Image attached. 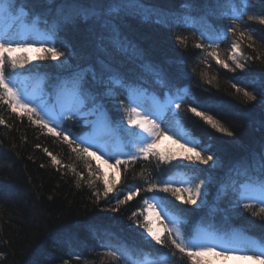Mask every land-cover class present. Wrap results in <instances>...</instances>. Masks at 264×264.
Returning <instances> with one entry per match:
<instances>
[{"label": "trees", "instance_id": "16d2710c", "mask_svg": "<svg viewBox=\"0 0 264 264\" xmlns=\"http://www.w3.org/2000/svg\"><path fill=\"white\" fill-rule=\"evenodd\" d=\"M110 2L19 0L18 8L31 13L28 22L43 32H52L53 25L59 24L55 45L63 52V64L37 61L33 64L41 67L26 65L16 71L38 74L52 83L89 69L84 88L87 108L97 102L94 92L106 86H113L119 101L125 103L130 91L170 103L183 126L217 157L219 166L168 163L151 154L147 159L123 160L126 163L119 165L120 181L105 197V174L94 157L78 156L72 151L75 145L70 147L61 135L34 125L6 105L0 106V119L5 121L0 125V264H134L132 259L139 257L191 264L170 243L159 245L147 239L139 225L145 199H156L181 216L188 238L205 229L264 239L262 206L239 201L241 186L264 175V25L245 15L237 22L235 34L227 31L230 19L221 15L227 11L225 0H139L143 9L136 7V0H129L133 14H113L116 18L107 15ZM253 3L256 7L249 14L264 15V5L258 0ZM74 5L95 9L111 23L102 27L95 17L62 23L64 16L75 14ZM20 15L18 11L16 17ZM157 19L162 23H156ZM113 27L119 33V43L113 42ZM241 31L245 32L243 38L239 37ZM178 36L186 42L180 43ZM233 42L240 46L242 55L237 60L244 64L243 69L236 68L229 58ZM197 44L202 46L197 48ZM209 52L217 53L229 68L218 64ZM233 84L257 99L248 100ZM103 107L116 129L115 140L130 139L124 131L129 127L121 124L127 116L123 105L108 101ZM193 107L232 135L217 131L192 112ZM65 126L68 132L59 133L72 137L93 131V126L82 119H68ZM45 148L61 165L51 163ZM183 171L195 172L200 179L218 175L226 188L219 191L212 187L203 207L185 204L170 192L159 190L162 182H171ZM151 184L157 188L149 191ZM137 188L139 192H135ZM129 191L135 192L132 199L117 205V199L123 200ZM243 203H252L253 208L245 210ZM110 244L125 248L127 254L115 251L116 257L108 256L109 250L114 251Z\"/></svg>", "mask_w": 264, "mask_h": 264}, {"label": "snow or ice", "instance_id": "6c2138e0", "mask_svg": "<svg viewBox=\"0 0 264 264\" xmlns=\"http://www.w3.org/2000/svg\"><path fill=\"white\" fill-rule=\"evenodd\" d=\"M129 0H111L107 8V15L113 18V14L118 16L120 13L133 14V11L128 8ZM260 5H264V0H258ZM19 0H0V16L3 17H13L16 16L17 12L21 13L17 17L20 24L28 23V17L31 13L24 8H18ZM225 5L227 11L221 13L222 16L230 19L231 26L228 27L227 31L236 33L237 22L240 21L245 15L248 16L250 21H258L260 24L264 25V15L249 14V10L256 7L253 0H225ZM136 7L141 9L144 5L140 4L139 0H136ZM74 15H67L63 17L62 23H74L77 18H83L85 21L95 17L98 22L101 23L102 27H108L111 23L108 20H103L101 14L95 9L83 8L80 6H73ZM144 20L150 19V16H142ZM156 23H162L161 20L157 19ZM59 24L53 25V31L49 33L41 32L36 27H20L14 25L12 28L8 29L6 32L0 30V106L6 105L13 113H17L20 116H27L29 121L34 125H39L43 129H47L49 133L54 135H61L65 143L72 147V151L77 153L78 156H88L95 157L96 152L90 151L93 145L89 144L86 139L74 137L69 139V134H63L57 132L55 125L50 126L48 116V110L46 105L41 104L37 106L34 102L33 93L30 92L29 88L21 84L16 79V70L24 69L26 65H33V68H39L42 65L33 64V61H57L59 64H63L60 60L63 56V52L59 51L55 45V36ZM113 42L119 43V33L113 27ZM245 32L241 31L239 37L243 38ZM249 40L252 39L251 35L247 37ZM180 43H185L186 38L177 37ZM216 42L213 41V44ZM39 45V46H37ZM202 45L197 44L196 47L200 48ZM212 45H209L211 47ZM248 47H252L251 44ZM232 55L229 57L233 63H235L236 68L243 69L244 64L237 60V54L240 53V46L238 43L233 42L231 45ZM34 53V54H33ZM208 55L216 58L218 64H222L224 68H229L228 63L222 61L218 58L217 53L209 52ZM31 71V69H29ZM90 71L85 69L81 72L75 73L71 79L65 80L58 89L57 100L63 112L68 113L69 119L72 118L84 105L85 93L84 88L88 81L85 79V74ZM93 81H95V74L92 76ZM119 83V81H117ZM238 92L243 91L245 97L248 100H256L257 97L252 93L245 91L241 88H237L236 84H233ZM261 102L264 103V89L261 92ZM139 105L135 103L134 95L129 92V107L126 109L128 113L127 123L129 128H125L124 131L127 133L130 141L135 145L136 152L129 153L128 159L135 161L141 155L144 159H147L149 155H158L155 152L156 148V138L159 134L160 128L155 120L150 119L151 113L147 111H140ZM177 108L180 107L179 104L176 105ZM197 116L202 117L207 123H209L217 131L224 132L231 136L232 133L228 129L222 127L216 120L211 116L205 115L203 112L197 111L195 107L191 109ZM0 125H5V121L0 119ZM103 127H107L106 123H103ZM138 128L139 131H135ZM168 129H165L167 132ZM167 139L171 137L165 136ZM178 140H173V143H178ZM40 147V145H36ZM179 147L183 150L182 153H170L167 156L159 155L161 161H171L177 158V155L183 156L184 160L187 161H199L203 164H208L209 161H213L212 155L202 156L201 151H197V145L191 144L185 141L179 144ZM45 153L51 158V163L53 165H61V161L52 152L48 151L47 148L44 149ZM97 151H103L101 148L97 147ZM185 153H191V155H185ZM99 159L100 157H96ZM107 161H105L106 163ZM126 161L121 159H116V165L119 166ZM215 163V161H213ZM184 166V165H182ZM43 167V165H42ZM186 167V166H185ZM74 171V169H73ZM91 174V173H90ZM115 187V182H110L108 180L104 181V196L106 197L109 192ZM157 188L156 184H151L149 186V191ZM164 193H171L175 196L176 200L182 201L185 204L197 205L198 200L203 203V196L205 193L201 191V186L196 185L193 189L190 186H173L170 181L162 182V186L159 189ZM140 189H135V192H139ZM133 191H129L123 200L117 199V205L124 204L130 201L135 194ZM187 194L186 198L185 195ZM255 201L257 204L261 205L260 212H264V175H261L254 181L242 185L239 192V201ZM144 204L147 206V211L155 213L157 219L161 222L163 231H154L147 223H141L140 227L144 229L147 236L151 238L156 244L167 246L168 243L178 250L183 256H186L191 264H212V258H223L233 257L237 259L247 258L249 260H254L256 264H264V239L256 237H246L243 239H228L220 243H215L211 239L204 237H196L194 239H185V236L180 227L176 226L178 218H173L168 215L167 210L163 203L157 201L155 203L150 202L148 199L144 200ZM199 206V205H197ZM243 208L245 210H250L253 208L252 203H243ZM159 209V211H157ZM112 211H117L113 208ZM163 213V215H161ZM143 215V213H141ZM253 216H258L259 213L252 212ZM136 213H133V217ZM131 219V218H130ZM145 221L148 217H144ZM166 233V235H164ZM108 256L116 257L117 253L115 251L109 250L106 253ZM175 255V252L172 253Z\"/></svg>", "mask_w": 264, "mask_h": 264}, {"label": "rangeland", "instance_id": "374dc122", "mask_svg": "<svg viewBox=\"0 0 264 264\" xmlns=\"http://www.w3.org/2000/svg\"><path fill=\"white\" fill-rule=\"evenodd\" d=\"M14 25H18L20 27H36L29 22L26 24H20L17 20L16 16H13L11 18L9 17H3L0 16V30L7 31L8 29L12 28ZM38 28V27H36ZM41 32H43L40 28H38ZM39 46V45H37ZM34 54V53H33ZM233 54V53H232ZM242 55V52L240 50V53L237 54V59ZM37 62V61H33ZM16 79L23 85L29 88L30 92L33 93L34 102L37 106H40L41 104L46 105L48 110V116L46 119H49L50 126L55 125L57 128V132H68L65 124L66 121L69 119L68 113H65L62 111L58 100H57V93L59 86L65 81H58V82H52L47 83L44 77L33 74L29 72H18L16 71ZM94 101H97L95 106L92 108H87L86 103L84 102L83 107L72 116L71 119H82L83 123L86 125H92L93 131L91 133H88L82 137L77 138H83L88 141L89 144L93 145V147L90 148V151L96 152V156L94 157L96 161L100 164L106 180L110 182H115L117 184L120 181V167L116 165V159L128 160L129 153H135L136 147L135 145L130 141V139H125L123 137H118V140H115V133L116 129L114 126H112L109 123V114L103 107L105 102H116L118 104H122L124 109H127L129 107V102L125 103L123 101H119L117 92L114 89L113 86H106L101 91L94 92ZM142 93L141 91H137L134 95L135 103L139 105L140 111H147L152 110L156 107H162L163 111L165 113L175 116L181 123L180 118L177 117L175 108L172 104L167 102H161L158 98L152 96V97H146V94ZM104 98H107L108 101H104ZM103 99V100H102ZM144 100H147L146 102ZM127 116L122 120L121 124L126 125L127 127H131L127 123ZM150 119L155 120V122L159 125L160 131L156 138V148L155 152L158 155H164L167 156L170 153H182L183 150L179 147V144L184 143L185 141L189 142V146L191 144L197 145V151H201L202 156L212 155L213 161H209L208 164L200 163L199 161H187L183 159V156L177 155V158L175 160L166 161L168 163H180L187 166L192 167H212L217 168L219 166V162L217 157H215L212 153H208L206 151V147H202V144L198 138H196L193 133L186 129L183 124L181 125L184 128V131L179 135H173L169 131L165 132V126L161 125V120L156 119L153 116H149ZM103 123H106L108 126L103 127ZM138 129V128H137ZM139 131V129H138ZM165 136L171 137V139L165 138ZM73 137L69 135V139H72ZM173 140H178V143H173ZM97 147L101 148L103 151H97ZM185 155H191V153H185ZM96 157H100L97 159ZM140 157H143L142 155ZM105 161H107L105 163ZM171 182L176 185L177 187L181 186H190L193 189L196 187V185L201 186V191L205 193L203 196V203L198 200L197 205H194L196 207H203L207 205L210 194H211V188L217 187L224 191L226 186L224 181L219 177L218 175H215L213 177H209L207 179H200L197 177L195 172H179L175 177L171 179ZM185 195V198L187 194ZM134 196V195H133ZM150 202H157L156 199H148ZM255 202V201H250ZM165 206V205H164ZM167 213L169 216L173 218H178L177 225L181 228L185 239H194V238H188L186 236L185 230L183 228V218L179 215H177L174 211L170 210L168 207H166ZM147 206L145 205V209L143 212L142 217L139 219V225L141 223H147L149 227H151L154 231L162 232L163 227L161 222L157 219V216L155 213H149L147 210ZM159 211V209H157ZM163 215V213L161 214ZM147 216L148 220L145 221L144 217ZM142 228V227H141ZM143 229V228H142ZM147 239L151 240L150 237L147 236V233L144 231ZM166 235V233L164 234ZM196 237H204L211 239L215 243H220L224 240L241 237L239 235H231L227 233L223 234H217V233H211L205 229H200L198 233L196 234ZM195 237V238H196ZM246 238V237H241ZM152 241V240H151ZM111 248L116 252H122L127 254V250L125 248H121L118 245L110 244ZM134 264H167V260L165 259H158L153 257H139L137 259H132ZM256 262L254 260H249L247 258L243 259H237L233 257H228L227 259L223 258H212V264H255Z\"/></svg>", "mask_w": 264, "mask_h": 264}, {"label": "bare ground", "instance_id": "6f19581e", "mask_svg": "<svg viewBox=\"0 0 264 264\" xmlns=\"http://www.w3.org/2000/svg\"><path fill=\"white\" fill-rule=\"evenodd\" d=\"M148 112L151 113V116L161 120V125L165 126V128L168 129L171 134L179 135L184 131V128L181 125L180 121L175 116L165 113L162 107H156L152 110H148ZM237 239L242 238L238 237Z\"/></svg>", "mask_w": 264, "mask_h": 264}]
</instances>
